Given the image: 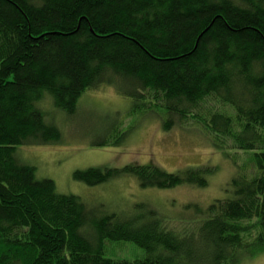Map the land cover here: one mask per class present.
Segmentation results:
<instances>
[{"label":"trees","instance_id":"trees-1","mask_svg":"<svg viewBox=\"0 0 264 264\" xmlns=\"http://www.w3.org/2000/svg\"><path fill=\"white\" fill-rule=\"evenodd\" d=\"M107 86L131 98L128 115L164 113L166 131L191 120L213 149L253 152L252 175L235 176L205 210L191 205L197 216L184 220L164 218L155 200L161 210L138 203L130 213L105 212L93 199L59 193L17 149L62 141L46 100L74 115L88 91ZM214 101L220 109L203 108ZM133 127H114L116 143L126 144ZM156 159L75 178L96 186L133 175L143 189L205 188L216 173L167 172ZM112 242L142 253L109 256ZM260 250L264 0H0V264H240Z\"/></svg>","mask_w":264,"mask_h":264},{"label":"rangeland","instance_id":"rangeland-1","mask_svg":"<svg viewBox=\"0 0 264 264\" xmlns=\"http://www.w3.org/2000/svg\"><path fill=\"white\" fill-rule=\"evenodd\" d=\"M208 105L203 108L220 109L218 102ZM41 107L47 113V120L59 125L62 141L46 146H19V160L34 166L39 179L53 180L59 193L93 199L95 201L86 200L92 207H101L105 212L122 210L130 213L138 203H148L161 210L151 201L155 200L164 209V212L161 210L164 218H194L197 211L191 205L198 207L199 211L205 210L215 198H220L216 197L218 194H227V185L235 176H251L254 171L251 169H255L253 152L220 147L213 149L207 131H197L194 127L197 124L191 120H179L172 130L166 131L163 121L167 115L164 113L161 118L152 114L142 116L143 113L128 115L133 109L131 98L122 99L110 86L88 91L86 97L80 99L74 115L65 112L66 117L63 116L49 99ZM59 116L63 120H58ZM132 125L133 131L127 143H116L118 135L112 131L114 127L127 129ZM109 132H112L111 137ZM103 140L110 143L99 146ZM150 158H157L153 163L167 172L181 171L185 166H210L216 168V173L205 188L182 185L173 189H143L133 175H124L96 186L75 178L76 172L89 168L122 169L131 164L147 165ZM224 162L228 164L223 166ZM107 252L109 256L120 259H133L142 253L132 243L116 242H112ZM240 264H264V250H260L256 257H243Z\"/></svg>","mask_w":264,"mask_h":264}]
</instances>
